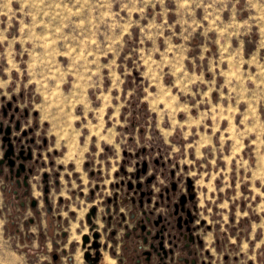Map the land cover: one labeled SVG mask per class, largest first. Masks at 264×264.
<instances>
[{"label":"rangeland","instance_id":"rangeland-1","mask_svg":"<svg viewBox=\"0 0 264 264\" xmlns=\"http://www.w3.org/2000/svg\"><path fill=\"white\" fill-rule=\"evenodd\" d=\"M170 17L173 24L166 22ZM6 26L0 73L7 68L9 102H17L18 109L20 102V114L22 109L35 112L42 129L56 137L58 152L68 147L85 161L94 147L90 133H103L106 143H114L120 166L114 164V184L97 197V205L102 208L107 196L123 195V181H138L160 202L156 212L168 216L182 195L194 193L195 199L190 181L210 180L212 186L222 180L223 202L218 189L210 187L217 197L210 193L207 206L195 204L192 212L193 225L200 227L199 216L206 217L216 238L224 239L219 233L225 235L232 223L231 201L239 202L241 195L238 184L264 178V0H0V29ZM130 29L137 40L126 49L124 35ZM194 33L202 37L197 51L206 52L198 57L199 74H191L185 64L192 50L186 40ZM174 36L181 37L179 43ZM246 36L250 47L244 45ZM7 43L9 63L4 62ZM242 149L247 161L239 155ZM211 153L216 159L209 162ZM228 162L242 169L232 193L226 192L229 170L200 165ZM143 163L146 173L137 180L135 171ZM249 189L258 195L257 186ZM237 221L231 226L239 227L241 245L232 254L242 262L264 264L261 244L251 253V245L243 242L253 230H243ZM252 226L258 227L257 221Z\"/></svg>","mask_w":264,"mask_h":264},{"label":"crops","instance_id":"crops-1","mask_svg":"<svg viewBox=\"0 0 264 264\" xmlns=\"http://www.w3.org/2000/svg\"><path fill=\"white\" fill-rule=\"evenodd\" d=\"M166 22L173 24L171 17ZM7 30V26L4 30L0 29V39ZM174 30L178 32V26H175ZM136 40V32L130 29L124 35V43L127 44L125 48L133 46ZM180 40L181 37H173L176 44ZM244 40V45L250 47L247 36ZM156 41L163 43V38L157 37ZM186 43L192 48L186 54L187 70L191 74L194 72L199 74L201 67L198 57L204 58L206 53L197 51L202 44V37L194 33L188 37ZM7 48L8 43L5 45V61L2 59L5 63H9ZM2 71L5 74L0 73V104L13 98V94L8 93L7 68ZM190 89H194L191 84ZM18 104L19 112L15 117L20 119L21 105L20 102ZM16 105L17 102L13 101L9 114ZM23 117L20 119V129H31L28 136L41 140L43 156L40 164L33 166L26 183L23 180V173L11 176L6 163H0V264H149L142 256L141 250L137 249L139 243L136 236L139 227L136 219L131 217L134 211L132 204L124 203L115 210L114 203H107L108 196L102 208L96 204L97 197L103 198L104 191L114 184L111 182L116 168L114 164L120 166V161H116L118 158L114 143H106L102 139L103 133H90L93 134L90 138L94 147L92 152L87 154L88 161H85L84 158L80 159L78 154L71 153L68 147L64 152H58L56 137L50 136L42 129L41 118L35 112L32 115L29 112ZM119 118L129 119L124 116ZM130 118L134 123L135 116ZM4 124L9 125V122L4 120ZM121 130L128 132L127 127ZM134 142V137L130 136L128 145L132 147ZM45 151L47 159L44 158ZM123 153L129 157L131 155L130 151L126 154L123 150ZM239 155L244 161L248 160L245 150L242 149ZM3 157L4 150L0 146V161ZM209 157H211L210 160L207 159L209 162L216 159V155L212 153ZM200 165L208 170H229L230 190L226 192H233L231 187L237 186L236 178L242 169L233 162ZM211 183L210 180L204 183L201 179L190 181V192H196L193 202L197 208L203 209V206H207L206 201L211 200L208 198L211 193L210 187L218 189V198L222 201V193L225 192L221 191L222 180H218L216 185L213 183L211 186ZM253 185L261 190L257 191L258 195L249 189ZM201 186L206 189H202ZM45 187L48 188L47 192ZM238 188L241 192L240 199L239 202L236 200V203L232 199L231 202L234 204L230 208L233 216L229 219L232 223L238 220L235 224L243 227V230H253L251 233L246 232L247 236L244 238L246 240L243 239V242L251 245V253L254 246L260 243L259 254L263 253L264 236L261 234L264 233V223L261 224L260 221L264 219V208L259 206L264 205V178L252 183L243 181L242 184H238ZM202 193L205 194L204 199ZM213 193H211L213 198L217 197V191ZM94 205L97 206V211L92 214L91 209ZM252 209H256L255 215ZM199 219L201 226L194 232L196 240L190 244L189 250L181 254L180 264H257L252 259L242 262L237 255L232 254L233 249L240 250L238 249L241 245L240 239L236 236L239 227H232L231 225H234L232 223L227 225L225 235L223 232L219 233L224 236L222 240L221 237L216 238L215 230L206 217L199 216ZM252 219L254 221H251ZM255 221L258 227L253 229L252 224ZM204 226L206 229H203ZM216 227L219 230V227ZM95 231L100 232L98 249L90 245ZM86 253L90 256L87 257ZM259 254H256L258 256L256 260L261 263L259 260H262V257H259Z\"/></svg>","mask_w":264,"mask_h":264},{"label":"flooded vegetation","instance_id":"flooded-vegetation-1","mask_svg":"<svg viewBox=\"0 0 264 264\" xmlns=\"http://www.w3.org/2000/svg\"><path fill=\"white\" fill-rule=\"evenodd\" d=\"M8 102H3L0 104V146L4 150L7 149V142L3 140V136H5V130L7 128L10 129L9 137L10 141L13 144V153H14V165L12 168L7 164V159L3 157V159L0 161V163H6L9 173L11 176L16 175L18 176L19 173H23V180L24 183L27 182V179L29 177V173H32L33 166L40 164L41 158H42V143L41 145H36V140L33 136L27 137L28 134H30L31 129H20L21 125V118L24 115H27L26 111H23V115L20 114V119L18 117H15V113H10L9 110L11 109L12 103L8 106ZM14 112H19L18 107H15ZM4 120L9 122V125L4 124ZM16 122H19V125L17 128H15ZM13 131H15L13 133ZM25 131V134L23 132ZM37 149V150H35ZM23 150L22 156L15 159L16 156H19V151ZM30 155V156H28ZM24 157V159H22ZM28 162H30V165H28ZM23 163L24 169H18V164ZM10 168L12 169V172H10ZM17 170V174H16ZM147 170V164L145 168V172H142L141 169H136L134 178L141 177V175H144ZM149 179V178H148ZM125 182V183H123ZM122 185H126V190L124 191L123 195H113L112 197H109L107 199V203L111 204L114 203L115 210L118 209L119 205H122L124 203L130 202L134 208V211L131 214L132 219H136L137 226L139 227V233L136 236V240L138 241L139 245L137 249L141 250L142 256L145 258V260L149 264H180V257L183 252H186L189 250L190 244L196 240V235H194V232L198 229L197 226L193 225L196 216L192 212V208L195 209V204H191V206H185L187 201L193 202L194 197L192 199H189L188 196H186V200L184 204H179L178 202V210L181 211L180 214L177 215L181 217V225L178 226V220L177 217L174 215L173 212H168V216L164 215L162 212H156V208L158 205H160L159 201L152 200L151 193L150 194H144L141 196L140 192L142 191L141 188L136 189L135 184L131 183L130 181H123ZM128 182H130L133 187L131 189L128 188ZM142 183V182H141ZM142 187V186H141ZM48 188L45 187V191L47 192ZM130 191L133 193V195H130ZM144 191V190H143ZM151 190L145 189V192ZM195 196V195H194ZM149 198V201L147 199ZM180 201V198H179ZM34 203V201H32ZM150 206V207H149ZM94 209V210H93ZM187 209L190 210V214L193 218L192 222L183 223L184 219L188 220L187 216ZM97 211V206L94 205L91 209L92 214H95ZM156 212V213H155ZM161 216V220L158 222V224H154L155 221L158 220V216ZM161 225L162 228H161ZM187 225H189L190 229L187 230ZM162 229L161 232L159 230ZM136 231V229H135ZM159 232V233H158ZM97 234V237H94V234ZM158 233V235H163L162 239V246L163 250L159 248L158 242L160 241V238H155V235ZM100 238V232L95 231L92 236V241L90 245L94 249H98L100 246L99 243ZM97 243V246H93V242ZM86 256L89 257L90 254L86 253Z\"/></svg>","mask_w":264,"mask_h":264},{"label":"water","instance_id":"water-1","mask_svg":"<svg viewBox=\"0 0 264 264\" xmlns=\"http://www.w3.org/2000/svg\"><path fill=\"white\" fill-rule=\"evenodd\" d=\"M7 105L9 106L10 103H8ZM18 125H19V122H16L15 128H17ZM9 133H10V129L7 128L5 130V136H3V140L7 142V149L4 152V158L7 159V164L12 168V166L14 165V161H15L14 158H13V156H14L13 149L14 148H13L12 142L10 141ZM23 134H25V131L23 132ZM22 153H23V150H20L19 151V156H16L15 159H17L20 156H22ZM28 156H30V155H28ZM22 159H24V157H22ZM11 168H10V172H12V169ZM145 168H146V163H143V165H142V172H145ZM18 169L23 170L24 169V164L23 163H19L18 164ZM16 174H17V170H16ZM148 181H150V178L148 179ZM141 186H142V183L141 182H137L136 185H135L136 189L141 188ZM132 187H133V185L130 182H128V188L131 189ZM173 188H174V186H173ZM140 194H141V196H143L144 194H150V191L145 192V191L142 190L140 192ZM193 197H194L193 194H190L188 196L189 199H192ZM185 200H186V196L185 195H182L181 198H180L179 204H181V205L184 204ZM147 201H149V198L147 199ZM174 206H175V210H174V214H175V213H177L178 203H175ZM187 216H188V220L187 219H184L183 220V223L192 222L193 218H192V216L190 214V210L189 209H187ZM160 220H161V216L159 215L158 216V220L155 221L154 224H158V222ZM177 220L179 222L178 223V226L180 227V225H181V217L178 216L177 217ZM162 226L163 225H161V228H162ZM189 229H190V227H189V225H187V230H189ZM161 231H162V229L159 230V232H161ZM158 233L155 235V238H158V237L160 238V241L158 242V246H159L160 249L163 250V246H162L163 235H158ZM94 237L95 238L97 237V234L96 233L94 234ZM93 246L94 247L97 246V243L95 241L93 242ZM163 252H164V250H163Z\"/></svg>","mask_w":264,"mask_h":264}]
</instances>
